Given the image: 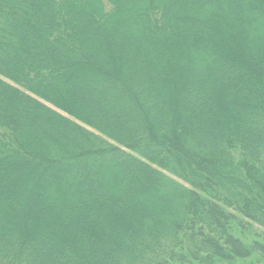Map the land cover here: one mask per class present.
Returning a JSON list of instances; mask_svg holds the SVG:
<instances>
[{
	"label": "trees",
	"instance_id": "16d2710c",
	"mask_svg": "<svg viewBox=\"0 0 264 264\" xmlns=\"http://www.w3.org/2000/svg\"><path fill=\"white\" fill-rule=\"evenodd\" d=\"M133 1L0 0V264L80 263L76 253L87 233L80 230L79 241L75 226L83 224L82 216L98 211L92 200L103 199L102 192L118 188L125 168L141 164L140 155L152 154L157 144L165 146L166 158L177 161L186 176L183 178L202 195V210L191 195L186 224L177 223L168 247H157L147 257L150 242L160 238L163 233L159 228H165L162 222L173 213L170 202L158 201L155 207L168 211V218L159 216V228L154 222L156 227L151 229L147 219L141 227L146 231L137 233V224L128 219L112 235L136 232L131 242L115 258L100 254L99 264H245L257 254L264 259V234L254 228L264 227V158L257 155L258 136L253 131L239 128L240 133L234 130L231 135L228 130L221 131L217 148L210 145L215 149L212 155L203 150V144L202 148L199 143L186 146L179 133L178 138L169 140L151 125L156 137L142 139L139 112L126 77L130 72L121 68L116 53L110 51L118 23L126 13L142 27L143 9L132 8ZM217 1L216 7L212 0L189 2V18L202 23L204 33L212 30L211 15L231 4L236 11L232 25L239 39L236 30L264 31V0ZM170 3L177 14H185L180 0ZM149 6L145 15L156 19L157 9ZM162 30L166 29L159 16L150 39L159 42L163 36L166 42ZM214 39L206 36L197 51L202 64L210 63V57H221L214 50ZM237 45L241 47V43ZM149 49L145 57L151 59L149 54L153 56L154 51ZM252 50L264 59V45ZM240 54L236 49L233 55L239 59ZM187 66L190 81L194 71L189 62ZM183 73V67H175L173 74H167L172 88L170 105L176 116L181 114ZM202 96L200 104L191 105L195 119L203 106L218 125L234 126V115L229 116L232 112L227 106L221 109L217 105L218 97L206 91ZM260 107L262 112H253L257 121L252 124L264 132V96ZM251 113V109L245 112L244 123ZM152 177L155 183L144 184L149 187L146 189H158V198L159 188L166 186L168 198L174 196L169 182L157 185ZM182 194L177 193L175 200ZM206 214L213 216L209 219L215 221L213 225L208 224ZM104 220L109 223V217ZM112 221L118 225L115 218ZM217 226L220 236L216 235ZM193 236L199 239L202 258L196 250H187V239Z\"/></svg>",
	"mask_w": 264,
	"mask_h": 264
},
{
	"label": "rangeland",
	"instance_id": "374dc122",
	"mask_svg": "<svg viewBox=\"0 0 264 264\" xmlns=\"http://www.w3.org/2000/svg\"><path fill=\"white\" fill-rule=\"evenodd\" d=\"M170 1H133L132 5L134 7L132 6V8L138 6L143 9V16L140 17L143 19L141 22L142 27L141 25L137 27V22L134 21L135 17L132 18L131 13H126L124 20H120L118 23L119 28L116 29L114 39L112 40V47H110V51L114 50L116 53L121 68L126 73L130 72L126 74V77L129 81L128 87L131 88L132 86V99L139 112L141 120L139 131L142 139L155 138V133L152 132L153 128L157 129L158 132L166 134L169 140L178 138L176 136L179 133L184 145L188 144L192 146L199 143L202 148L203 144L205 146L203 150L207 154L212 155L214 154L212 152L217 148V135L221 131L228 130V133L231 135L234 130L240 133V128L245 130V132L251 130L258 136L257 146L259 151H257V155L264 158V132L258 125H253L250 118L247 123L243 121V115L247 110L251 109V114H253L255 111H261L262 108L260 107V99L264 96V66L258 62L264 63V59L261 53H259L261 55H255L252 49L264 45V31L259 33V30H248L249 33H246L245 30H242L239 33V30H236L241 37L240 41L234 33L232 25L236 21V11L234 4H231L226 10L218 9L215 11V15H211L213 24L211 23L209 25L212 30L204 33L205 30H202V23L193 22L189 18L191 15V8H188L191 7V3L189 4L190 0H180L182 7L185 8V14H177L176 10L172 7L174 3L172 2L171 4ZM222 1L225 2L226 0ZM224 2L222 6H224ZM216 3H218L217 0H212V4L215 7ZM149 5L157 9L156 16L157 18L160 16L162 28L166 29L162 30L164 36L167 37L166 42H164L165 38L163 36L159 39V42L150 39L153 36L154 23L157 22V18H152L147 13L145 15V12L150 7ZM255 12L257 14L256 10ZM151 26L153 27L150 29ZM221 28L223 30H218ZM149 31L152 32L150 33ZM206 36L208 38L210 37V39H214L215 37L214 40L217 42V45L213 44L214 50L221 54V57H210V63L208 62L207 65L202 64L196 58L197 51H199ZM235 38L237 39L235 40ZM237 43H241L240 48ZM234 47L235 53L236 49L238 52H241V58L236 59L234 57ZM148 49L154 51L153 56L149 54L151 59L145 57V53H149ZM247 50L248 56L246 55ZM188 62L191 65L190 69L194 71V75L193 77L191 76L190 81L188 76L192 74H189ZM154 65L157 66V69H154ZM254 65L256 68H254ZM175 67L176 70L181 67L185 70L183 77L180 79L181 92L179 109L181 114L178 116H176L173 106L171 107L170 105L172 102L169 94L172 93V88L168 86L169 77H167L168 73L173 74ZM248 69H255L257 72L248 73ZM255 73H258L261 79H257ZM170 82L172 83L171 80ZM155 83H158V85ZM189 83L192 90L190 89ZM204 91L220 99V103L218 102L217 105L221 109L223 105L228 107L229 111L232 112L229 116L232 117L234 115L233 119L236 122H232L234 124V126L232 124L233 127L226 125L225 128L222 125H218L212 113L203 106V109L201 108L200 111L201 114L197 115L195 119L191 105L201 103ZM261 122L264 124V118ZM150 125L153 128H149ZM204 127H209L206 133L203 132ZM212 144V147L215 149H210V145ZM152 150V154L150 153L143 157L140 155L141 164L136 167L125 168L121 184L118 188L111 190L108 194L102 192L103 199L92 200V203L98 211L94 210L91 215L82 216L81 221H83V224L78 225L77 223L76 228H74L76 237L79 233V241L81 240V242L80 230L87 233L83 235L85 238L84 245L79 242L76 256L80 263L78 262L76 264H99L101 262L100 254L102 255L103 253H106L112 258L117 257L121 249L129 245L132 240L131 236H134L136 233L130 232L125 236L124 234L118 235V237L112 235L116 234V231L120 227L123 228V223L128 219L135 221L137 224L139 229L137 233L146 231L145 228L141 227H145V224L142 225V222H146L147 219H149L148 222L151 224L149 225L151 229L156 227L154 222H156L157 226L161 224L159 223L161 221L159 220V216L162 215L168 218V211L155 207L158 201L165 202L166 199L168 203L170 202L169 206L173 210V213L168 220L161 221L165 223V228H159L158 226L159 231L161 230L163 234L157 240L150 242L152 246L148 247L145 251L147 257H150L151 251L157 247H168L173 237H175L173 231L176 230L177 223L181 225L186 224L184 222H186L188 210H190V204L192 202L191 195L200 203L198 210H202V201H204L202 195L190 187V182L183 178L186 176L181 174L177 161L173 157L168 159L169 157L165 146L157 144ZM133 172L135 173L134 175ZM221 173L222 171H220V175ZM152 176L156 177L157 185L162 184L163 181L165 183L169 182L174 189L171 192H173V197L175 198H168V193L166 192L168 188L166 186L159 188V197L163 199L157 198L156 193L158 189H146L151 185L152 181L153 184L155 183ZM160 178H162L161 181ZM144 184L148 186L145 188ZM229 190L233 193L235 188L231 187ZM148 191H150L149 194ZM177 193H183L181 195L182 200H175L179 196H177ZM140 202L147 204L143 205V207ZM124 206H127V209H124ZM128 209L130 210L128 211ZM105 216L109 217V223L108 220H104ZM113 218L116 219L117 226L114 225L115 220L112 221ZM205 218L208 224L213 225L215 223V221L209 220L213 216L210 217L206 214ZM104 221L105 225L103 224ZM254 228L260 230L262 232L261 234H264V227H257L255 225ZM215 229L217 232L216 235L220 236L218 226ZM139 237L146 239L144 235ZM198 242L199 239L196 237H189L187 239V250L191 253L192 250H196L200 254L201 247ZM202 248L205 250L203 243ZM203 258L206 257L203 256ZM250 258L245 264H264L263 256L260 254ZM206 263L211 264L210 262Z\"/></svg>",
	"mask_w": 264,
	"mask_h": 264
},
{
	"label": "bare ground",
	"instance_id": "6f19581e",
	"mask_svg": "<svg viewBox=\"0 0 264 264\" xmlns=\"http://www.w3.org/2000/svg\"><path fill=\"white\" fill-rule=\"evenodd\" d=\"M154 69H157V67H156L155 65H154ZM149 72H150V71H149ZM254 120L257 121V118H256V115H255V114H253V116L250 118L251 123H253ZM259 122H260V121H259ZM204 129H205V131H206L207 127H204Z\"/></svg>",
	"mask_w": 264,
	"mask_h": 264
}]
</instances>
